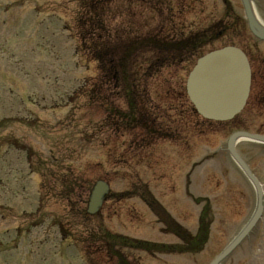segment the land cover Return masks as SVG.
<instances>
[{"label":"rangeland","instance_id":"rangeland-1","mask_svg":"<svg viewBox=\"0 0 264 264\" xmlns=\"http://www.w3.org/2000/svg\"><path fill=\"white\" fill-rule=\"evenodd\" d=\"M184 1L180 7L170 2L174 15L168 11L170 19L174 16L184 31L205 30L211 24L230 26L234 17L246 26L240 0ZM226 1L230 11L224 6ZM252 4L264 22V0H252ZM75 12L74 0H0V264H86L81 250L71 240H62L54 220L52 226L48 219L55 215L67 221L62 211L70 195L74 192L72 207L82 208L88 197L86 188L100 179L109 182L113 196L145 184L171 217L192 234L203 206L194 201L208 199L213 225L201 253L133 256L140 257V264H209L256 209L255 191L227 152L230 127H213L202 137H191L186 148L183 143L162 141L148 150L123 151L122 138L94 129L102 115L87 106L86 84L98 73L94 63L82 60L75 51ZM223 12L225 17H221ZM238 33L235 19L229 35L219 41L238 46L250 41L260 49L264 61V44L248 29L243 41ZM121 34L126 31L121 30ZM188 70L177 62L153 73L147 87L149 96L167 108L161 99L171 88L179 90ZM8 117H23L29 122L24 127L18 123L9 126ZM243 119L252 131L264 132L260 119ZM8 129L23 135L28 143L24 148L30 147L29 151L47 160L45 173L36 175L27 170L26 155L6 143L11 142L5 134ZM237 150L259 177L264 191V145L241 142ZM36 160H31L35 166ZM64 170L71 175H65ZM72 175L77 179L74 188H67L68 181H64L65 189L60 191L61 185L57 189L59 177L70 180ZM96 223L155 243L179 244L177 238L160 230L157 217L140 198H109L90 225ZM221 264H264V216Z\"/></svg>","mask_w":264,"mask_h":264},{"label":"trees","instance_id":"trees-1","mask_svg":"<svg viewBox=\"0 0 264 264\" xmlns=\"http://www.w3.org/2000/svg\"><path fill=\"white\" fill-rule=\"evenodd\" d=\"M100 1V0H99ZM98 2V1H96ZM91 8L96 9L93 3H90ZM87 37V40H90L91 44L94 46L97 45L99 50L95 52V58L99 61L100 64V80H98L95 88L98 89H109L108 102H110V107L106 112V122L109 123L111 127H115V131L125 130L133 131L138 129H143L145 132L152 133L153 138L155 135L160 134V131L155 127V121H157V116L154 115L153 110H150L149 105L147 106L145 101L140 97L139 91H136L135 88L139 87V75L138 67L134 69V62L138 58L139 51L142 49V46L139 44H134V47H131L130 42L124 43L121 46V42H116V40L111 39L107 32L101 31L97 37L98 43L96 42V36ZM117 37V36H116ZM117 37L116 39H118ZM135 38V37H134ZM134 39H132L133 41ZM160 40V41H159ZM159 40L151 42L149 38L148 43L152 45L150 50L153 54V50L156 55V59L151 60L150 69H156L163 65V58L167 60L173 59L175 56H180L183 53H188L189 51L194 52L195 48L199 47V43L195 38L187 37L183 40H167L164 38H159ZM132 43V42H131ZM151 48V47H150ZM161 57V58H160ZM151 71V70H150ZM120 90V93L116 90ZM121 89L125 92L121 91ZM120 97L125 100L126 111L121 110L116 105L112 104V97ZM99 103L106 104V98L100 96ZM190 112H193L191 106L188 107ZM160 137L169 138L170 135L167 132H164ZM88 235L90 238L96 236L91 229L88 230ZM197 237V242L201 243L206 238L205 229H200ZM101 244L106 247L107 252V261L113 264H129L125 256L119 251L122 248H132V249H141L146 251H151L154 247L149 244L133 242L122 238L119 236H113L109 234L99 235ZM94 240V239H93ZM187 251H193L195 248L192 244L185 246ZM90 258V254H88Z\"/></svg>","mask_w":264,"mask_h":264},{"label":"water","instance_id":"water-1","mask_svg":"<svg viewBox=\"0 0 264 264\" xmlns=\"http://www.w3.org/2000/svg\"><path fill=\"white\" fill-rule=\"evenodd\" d=\"M242 1L252 32L259 38L264 39V30L259 28L254 22L249 1ZM249 86L250 69L248 62L244 54L235 48H225L200 59L188 78V93L191 100L203 117L212 120H228L239 113L247 99ZM241 136L253 139H257V137L235 134L229 141L232 155L249 175L247 169L233 150L235 140ZM261 140L264 141V139ZM250 178L252 179L251 176ZM107 192L108 188L105 184L97 183L89 204L90 213L93 214L98 211ZM259 216L260 209L243 233L212 264H218L232 251Z\"/></svg>","mask_w":264,"mask_h":264}]
</instances>
